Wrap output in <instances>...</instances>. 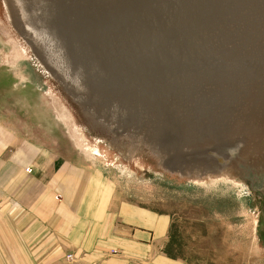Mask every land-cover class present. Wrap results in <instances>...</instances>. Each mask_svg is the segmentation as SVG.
<instances>
[{
	"label": "water",
	"instance_id": "95a60500",
	"mask_svg": "<svg viewBox=\"0 0 264 264\" xmlns=\"http://www.w3.org/2000/svg\"><path fill=\"white\" fill-rule=\"evenodd\" d=\"M2 1L32 56L111 145L132 135L92 106L134 95L161 118L141 145L167 173L201 179L254 161L243 153L264 140V0Z\"/></svg>",
	"mask_w": 264,
	"mask_h": 264
},
{
	"label": "rangeland",
	"instance_id": "374dc122",
	"mask_svg": "<svg viewBox=\"0 0 264 264\" xmlns=\"http://www.w3.org/2000/svg\"><path fill=\"white\" fill-rule=\"evenodd\" d=\"M134 98L139 112L146 115L140 113L142 125L137 126L135 118L120 117L118 133L126 131L131 121L144 132L161 124L157 114ZM111 119L120 123L118 115ZM0 120L23 138L83 149L110 168L125 199L170 218L164 243L169 258L183 264H264V140L243 153L254 160L245 169L201 179L197 177L203 174L191 173V179L167 173L143 147L125 154V142L111 145L104 128H92L74 101L45 73L12 29L2 0ZM153 151L158 155V150Z\"/></svg>",
	"mask_w": 264,
	"mask_h": 264
},
{
	"label": "crops",
	"instance_id": "0c3cea01",
	"mask_svg": "<svg viewBox=\"0 0 264 264\" xmlns=\"http://www.w3.org/2000/svg\"><path fill=\"white\" fill-rule=\"evenodd\" d=\"M120 193L93 155L0 120V264H183L164 253L170 218Z\"/></svg>",
	"mask_w": 264,
	"mask_h": 264
},
{
	"label": "bare ground",
	"instance_id": "6f19581e",
	"mask_svg": "<svg viewBox=\"0 0 264 264\" xmlns=\"http://www.w3.org/2000/svg\"><path fill=\"white\" fill-rule=\"evenodd\" d=\"M7 3H9V5L11 7L10 2L7 1ZM116 96H118L117 99H114V97L111 95H108L107 99H103V98L98 99L96 106L93 104L94 105V106H92L93 109L95 111L97 110L99 113H106L109 116V121H107V123L111 128L117 129V125L120 126V124H121L120 119L122 118L124 121H128V117L130 118V120L131 119L133 120L135 118V120H136L135 123L137 124V126H141L142 122L140 119V113L138 114V112H139L138 105H135V103H133L134 102L133 99H130L129 96L128 97H125L122 95L121 96L116 95ZM138 103H141V101L137 100V104ZM96 107H97V109H96ZM131 108H134L135 112L137 114L134 115L133 109H131ZM116 115H118V121L120 122V124H118V122L116 121L117 119L116 120L111 119L113 117L116 118ZM132 115H134V116H132ZM130 123H132V124L127 126L129 128L126 130V132H128L132 136H131V138L130 137L124 138V142H126V143H125V145H123V151L125 154H128L127 152H129L132 155V154H135L138 150L142 151L141 150V148H142L141 142L142 141L146 142V139H149L151 137V135H153V132L150 129H149V132L140 131V129L132 121ZM122 125H125V123L123 124V122H122ZM118 128H121V126ZM145 130H148V129L146 128ZM143 138H144V140H142ZM248 150L245 152L247 153ZM197 172H200L197 174H205V173H203V171H197ZM192 173L196 174L195 172H192ZM190 174H191V172H190ZM229 174H231V173H229Z\"/></svg>",
	"mask_w": 264,
	"mask_h": 264
},
{
	"label": "built area",
	"instance_id": "2783aa9c",
	"mask_svg": "<svg viewBox=\"0 0 264 264\" xmlns=\"http://www.w3.org/2000/svg\"><path fill=\"white\" fill-rule=\"evenodd\" d=\"M59 198H60V196H59ZM68 258H69V259H71V258H72V256H71V255H69V256H68Z\"/></svg>",
	"mask_w": 264,
	"mask_h": 264
}]
</instances>
